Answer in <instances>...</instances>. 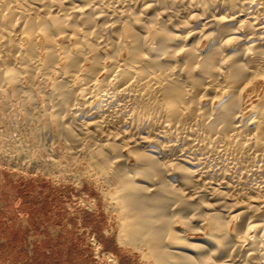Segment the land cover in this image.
I'll list each match as a JSON object with an SVG mask.
<instances>
[{
  "label": "bare ground",
  "instance_id": "1",
  "mask_svg": "<svg viewBox=\"0 0 264 264\" xmlns=\"http://www.w3.org/2000/svg\"><path fill=\"white\" fill-rule=\"evenodd\" d=\"M37 79L44 135L111 197L121 244L264 264V0H0V95Z\"/></svg>",
  "mask_w": 264,
  "mask_h": 264
},
{
  "label": "rangeland",
  "instance_id": "2",
  "mask_svg": "<svg viewBox=\"0 0 264 264\" xmlns=\"http://www.w3.org/2000/svg\"><path fill=\"white\" fill-rule=\"evenodd\" d=\"M37 81L29 99L25 93L0 95V154L12 144L26 151L20 162L0 160V264H153L138 249L120 243L115 205L87 175L82 156L73 155L77 162L63 141L44 135L48 117L39 110L50 85Z\"/></svg>",
  "mask_w": 264,
  "mask_h": 264
}]
</instances>
